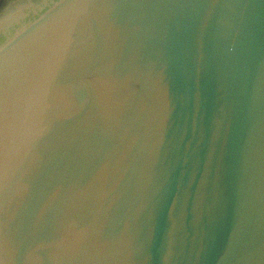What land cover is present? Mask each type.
I'll use <instances>...</instances> for the list:
<instances>
[{
  "label": "water",
  "instance_id": "95a60500",
  "mask_svg": "<svg viewBox=\"0 0 264 264\" xmlns=\"http://www.w3.org/2000/svg\"><path fill=\"white\" fill-rule=\"evenodd\" d=\"M0 264H264V0H0Z\"/></svg>",
  "mask_w": 264,
  "mask_h": 264
}]
</instances>
